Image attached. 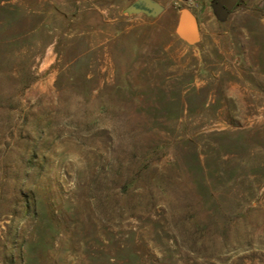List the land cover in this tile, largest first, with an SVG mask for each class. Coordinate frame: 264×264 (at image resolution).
Listing matches in <instances>:
<instances>
[{"label":"rangeland","instance_id":"obj_1","mask_svg":"<svg viewBox=\"0 0 264 264\" xmlns=\"http://www.w3.org/2000/svg\"><path fill=\"white\" fill-rule=\"evenodd\" d=\"M133 1L0 0V264H264V0Z\"/></svg>","mask_w":264,"mask_h":264},{"label":"water","instance_id":"obj_2","mask_svg":"<svg viewBox=\"0 0 264 264\" xmlns=\"http://www.w3.org/2000/svg\"><path fill=\"white\" fill-rule=\"evenodd\" d=\"M239 0H217V5L223 16H218L219 21H226L227 16L231 14ZM163 5L157 0H134L124 8L126 13H144L148 16L155 17L162 12ZM218 15V14H217ZM177 34L187 41L194 44L200 40V29L197 16L187 7L180 10L177 24Z\"/></svg>","mask_w":264,"mask_h":264},{"label":"crops","instance_id":"obj_3","mask_svg":"<svg viewBox=\"0 0 264 264\" xmlns=\"http://www.w3.org/2000/svg\"><path fill=\"white\" fill-rule=\"evenodd\" d=\"M199 29H200V27H199ZM200 34H201V32H200ZM179 37H180V36H179ZM180 38H181V37H180ZM181 40H183L185 43H187V44H189V45H194V44L198 43V42L201 40V36H200V40H199L198 42L194 43V44L188 43L187 41H185V40L182 39V38H181Z\"/></svg>","mask_w":264,"mask_h":264},{"label":"built area","instance_id":"obj_4","mask_svg":"<svg viewBox=\"0 0 264 264\" xmlns=\"http://www.w3.org/2000/svg\"><path fill=\"white\" fill-rule=\"evenodd\" d=\"M188 1H192V0H188Z\"/></svg>","mask_w":264,"mask_h":264}]
</instances>
